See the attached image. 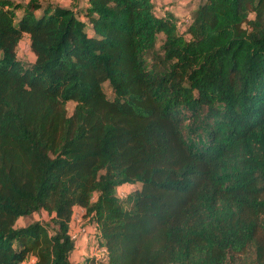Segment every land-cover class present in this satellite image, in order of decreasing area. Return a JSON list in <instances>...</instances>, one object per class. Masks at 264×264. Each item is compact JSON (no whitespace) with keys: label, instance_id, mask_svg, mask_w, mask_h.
<instances>
[{"label":"trees","instance_id":"1","mask_svg":"<svg viewBox=\"0 0 264 264\" xmlns=\"http://www.w3.org/2000/svg\"><path fill=\"white\" fill-rule=\"evenodd\" d=\"M75 206L84 264H264V0H0V264H73Z\"/></svg>","mask_w":264,"mask_h":264},{"label":"crops","instance_id":"2","mask_svg":"<svg viewBox=\"0 0 264 264\" xmlns=\"http://www.w3.org/2000/svg\"><path fill=\"white\" fill-rule=\"evenodd\" d=\"M21 1L27 2L29 0H21ZM41 1L47 2V3H49V2L53 3L51 0H41ZM153 1L156 4V9L158 10V13H159V11H160V13H163L165 11H169V12H172L175 16L182 17V18L187 17V15H189L187 12H185V9L189 8V10H190L189 6H191L193 3L192 0H153ZM75 3H79V5H83L85 3V0H69L68 4L62 3V5L73 6ZM54 4H61V3H54ZM192 8H193V5H192ZM25 37L29 38V35L27 33H25L23 38H25ZM29 40H30V38H29ZM21 41H20V43H21ZM20 43H19V45H20ZM33 56H34L33 58L35 59V55H33ZM125 185H127V184H124L123 186H125ZM130 185L136 186V187L140 186L139 183L130 184ZM76 209L82 210L83 215H84V212H85L84 207L75 206L74 210H76ZM84 218L89 220V218L86 217L85 215H84ZM83 223L84 222H82V223L80 222V223L76 224L75 221L72 222V225H71L72 230H75V231L79 230L80 225H83ZM26 224H28L27 217H20L17 220L18 226H23ZM89 232H91L93 234V227L91 224H90V226H88L86 228V230L84 232H80L79 238L76 240V247L71 253V261L73 262V264H84L86 258L90 257V256L99 257V256L105 255V252L103 251L102 247H100L98 244L97 238L94 236V234L90 235ZM90 236H92L93 238L91 239Z\"/></svg>","mask_w":264,"mask_h":264},{"label":"rangeland","instance_id":"3","mask_svg":"<svg viewBox=\"0 0 264 264\" xmlns=\"http://www.w3.org/2000/svg\"><path fill=\"white\" fill-rule=\"evenodd\" d=\"M53 3H63V4H68L69 3V0H51ZM193 3V8H192V5L189 6L190 7V10L189 8L188 9H185V12H187L188 14H190L194 9L195 7L197 6V4L199 3L200 0H192ZM158 12V10H157ZM190 12V13H189ZM160 13V11H159ZM186 22L187 20L181 22V25H180V29L183 31L185 29V25H186ZM159 38H161V36H159ZM17 51H18V57L20 59H22L23 61L25 62H31L34 60V54L31 50V47H30V40L29 38L25 37L22 39L20 45L18 46L17 48ZM104 88L106 90V92L108 93V95H111V89H110V86L109 84L105 83L104 84ZM73 107H74V103L73 102H69L67 104V108L68 110L71 112L73 110ZM136 188V186H132L130 184H127L125 186H122L119 188V191H117V193L120 195V192L121 193H124L125 195L131 191H133L134 189ZM49 219V215L46 213V212H40V213H37L31 217H27V221L28 223H30L31 221H34V220H40V221H46ZM75 222L76 224L77 223H83V225L81 226H84V227H88L90 226V222L88 219L84 218V215H83V211L82 210H75ZM90 228V227H89ZM90 235H93L91 232H89ZM90 238L92 239L93 237L90 236ZM244 257H246L245 255L242 256L239 260V262L237 264H239L240 262H243L244 261Z\"/></svg>","mask_w":264,"mask_h":264},{"label":"built area","instance_id":"4","mask_svg":"<svg viewBox=\"0 0 264 264\" xmlns=\"http://www.w3.org/2000/svg\"><path fill=\"white\" fill-rule=\"evenodd\" d=\"M120 194L122 196H124L125 194L124 193H121ZM75 221V210L73 211V215H72V220H71V225H72V222ZM93 227V226H92ZM86 230V228L84 226H81L80 225V229L75 231V230H70V234L72 235V237L77 240L79 238V235H80V232H84ZM95 233V228L93 227V234ZM103 251L106 252V249L104 247H102ZM37 261V257L35 255H28L26 258H24L20 264H35Z\"/></svg>","mask_w":264,"mask_h":264}]
</instances>
